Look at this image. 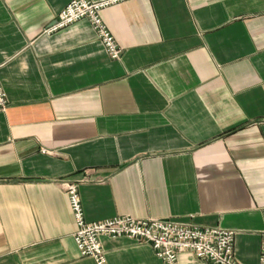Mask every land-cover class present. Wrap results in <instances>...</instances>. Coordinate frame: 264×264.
I'll list each match as a JSON object with an SVG mask.
<instances>
[{
    "label": "crops",
    "instance_id": "obj_1",
    "mask_svg": "<svg viewBox=\"0 0 264 264\" xmlns=\"http://www.w3.org/2000/svg\"><path fill=\"white\" fill-rule=\"evenodd\" d=\"M70 0H0V264L82 256L64 183L85 218L128 214L234 230L257 264L264 231V0H124L48 33ZM108 264H161L102 236ZM178 264H210L182 254Z\"/></svg>",
    "mask_w": 264,
    "mask_h": 264
},
{
    "label": "built area",
    "instance_id": "obj_2",
    "mask_svg": "<svg viewBox=\"0 0 264 264\" xmlns=\"http://www.w3.org/2000/svg\"><path fill=\"white\" fill-rule=\"evenodd\" d=\"M119 1L124 0H70L58 12L55 23L46 32H55L78 20L88 19L109 58L119 59L122 55V47L101 15L104 8ZM7 104L8 96L0 81V108L4 109ZM64 184L75 224H77L73 234L76 247L82 256L93 258L96 264H108L101 242V237L106 235L126 236L137 242L151 245L161 259V264H178L182 254L202 259L210 264H243L235 257L236 233L232 229L201 226L168 217L139 218L128 214L100 221H88L85 218L78 185L71 182ZM260 247L257 264H264V231L261 234Z\"/></svg>",
    "mask_w": 264,
    "mask_h": 264
}]
</instances>
